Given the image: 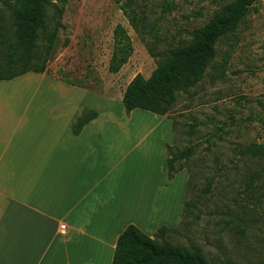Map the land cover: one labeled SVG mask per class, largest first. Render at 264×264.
I'll use <instances>...</instances> for the list:
<instances>
[{"label": "rangeland", "instance_id": "1", "mask_svg": "<svg viewBox=\"0 0 264 264\" xmlns=\"http://www.w3.org/2000/svg\"><path fill=\"white\" fill-rule=\"evenodd\" d=\"M231 1L137 0L132 6L145 17L139 33L124 14L125 0H48L49 15L61 11L63 27L45 74L104 97L85 94L83 100L103 105V117L121 120V134L130 137L128 152H121L122 166L137 172L149 169L144 163L160 157V151L164 156L167 147L170 157L192 150L187 160L178 161L176 167L183 169L173 178L167 166V180L163 175L160 181L156 167L150 186L136 187L138 197L128 206L145 222L146 231L155 229L151 237L172 224L175 230L166 232V240L197 246L210 261L264 264V176L254 182L251 177L262 171L264 160L245 153L251 144L264 146V0L233 35L219 42L203 80L179 93L168 115L127 114L122 103L138 74L149 78L168 50L189 42L196 29ZM15 3L0 0V30L10 25ZM118 25L129 34L133 52L118 73H111ZM37 87L52 88L35 79L0 81V88H30L31 97ZM61 92L60 99H76Z\"/></svg>", "mask_w": 264, "mask_h": 264}, {"label": "crops", "instance_id": "2", "mask_svg": "<svg viewBox=\"0 0 264 264\" xmlns=\"http://www.w3.org/2000/svg\"><path fill=\"white\" fill-rule=\"evenodd\" d=\"M16 79L52 88L37 87L32 97L30 88H0V264H112L127 226L155 233L128 204L136 187L150 186L153 168L167 180L168 147L144 163L149 169L122 166L130 137L121 134V120L103 117V105L84 102L94 93L45 73ZM62 89L76 99L58 98ZM85 110L98 116L74 135Z\"/></svg>", "mask_w": 264, "mask_h": 264}, {"label": "trees", "instance_id": "3", "mask_svg": "<svg viewBox=\"0 0 264 264\" xmlns=\"http://www.w3.org/2000/svg\"><path fill=\"white\" fill-rule=\"evenodd\" d=\"M136 1L125 0L122 8L130 25L140 33V28L145 25V20H142L145 17L143 13L139 17L138 10L132 6ZM260 2L232 0L225 4L208 23L193 32L189 42L168 50L149 78L138 74L122 99L127 114L141 109L160 116L168 115L176 105L178 94L189 91L203 80L217 57L219 42L233 35L248 13L257 9ZM47 4L48 0H16L10 14V25L0 30V81H10L28 73L44 74L47 71V63L56 54L58 33L63 27L61 11L58 16L51 17ZM114 38L109 71L118 73L129 61L133 46L122 25L116 27ZM68 42L66 40L65 43ZM96 116V111L85 110L73 124V134L78 135ZM245 153L264 160L262 144H251ZM192 154V150L187 149L169 156V178L183 169L182 166L176 167L178 161L187 160ZM261 176H264V167L262 171L251 175L252 181ZM188 206L189 202L186 201L184 214ZM172 230L175 229L162 227L155 237H151L136 225L130 224L117 240L112 264H218L208 260L197 246H182L166 240V232ZM223 264L233 263L228 261Z\"/></svg>", "mask_w": 264, "mask_h": 264}, {"label": "built area", "instance_id": "4", "mask_svg": "<svg viewBox=\"0 0 264 264\" xmlns=\"http://www.w3.org/2000/svg\"><path fill=\"white\" fill-rule=\"evenodd\" d=\"M61 227V229L63 230V231H65L66 230V227H65V225H62V226H60Z\"/></svg>", "mask_w": 264, "mask_h": 264}]
</instances>
